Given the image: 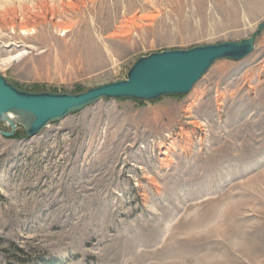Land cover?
Returning <instances> with one entry per match:
<instances>
[{"label": "rangeland", "instance_id": "rangeland-1", "mask_svg": "<svg viewBox=\"0 0 264 264\" xmlns=\"http://www.w3.org/2000/svg\"><path fill=\"white\" fill-rule=\"evenodd\" d=\"M263 21L264 0H0V75L81 92ZM0 264H264V28L185 94L0 122Z\"/></svg>", "mask_w": 264, "mask_h": 264}, {"label": "water", "instance_id": "water-1", "mask_svg": "<svg viewBox=\"0 0 264 264\" xmlns=\"http://www.w3.org/2000/svg\"><path fill=\"white\" fill-rule=\"evenodd\" d=\"M263 28L264 21L252 35L239 41H221L141 56L125 79L76 93L27 91L0 75V117L7 111L23 114L27 119L24 132L34 135L50 121L62 119L102 98L151 101L164 95L185 94L216 60L246 57L254 49L256 35ZM15 127L12 126V130Z\"/></svg>", "mask_w": 264, "mask_h": 264}, {"label": "bare ground", "instance_id": "bare-ground-1", "mask_svg": "<svg viewBox=\"0 0 264 264\" xmlns=\"http://www.w3.org/2000/svg\"><path fill=\"white\" fill-rule=\"evenodd\" d=\"M0 122L2 123L7 122L8 124H10V127L16 126V124L20 123V125H22L25 128L24 125L27 123V119L21 113L15 111H7L3 116L0 117Z\"/></svg>", "mask_w": 264, "mask_h": 264}]
</instances>
